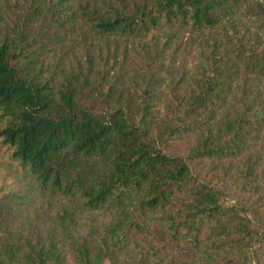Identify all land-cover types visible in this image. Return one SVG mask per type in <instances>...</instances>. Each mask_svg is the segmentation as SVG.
<instances>
[{"label": "trees", "instance_id": "1", "mask_svg": "<svg viewBox=\"0 0 264 264\" xmlns=\"http://www.w3.org/2000/svg\"><path fill=\"white\" fill-rule=\"evenodd\" d=\"M2 178L0 264H264V0H0Z\"/></svg>", "mask_w": 264, "mask_h": 264}, {"label": "rangeland", "instance_id": "2", "mask_svg": "<svg viewBox=\"0 0 264 264\" xmlns=\"http://www.w3.org/2000/svg\"><path fill=\"white\" fill-rule=\"evenodd\" d=\"M12 3H14V2H12ZM5 171H6V172H4L5 176H9V169H5ZM9 177H10V181H13L14 182V179L11 176H9ZM2 182H3V178L0 181V186H1ZM0 194H1V192H0ZM37 211H40L41 212V215L44 217V222H42V225H48L49 218L54 213V207H52V204H50V202H49L46 205V207H40V206L39 207H36L35 212H37ZM105 264H110V263L108 261H106Z\"/></svg>", "mask_w": 264, "mask_h": 264}]
</instances>
